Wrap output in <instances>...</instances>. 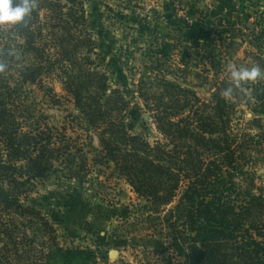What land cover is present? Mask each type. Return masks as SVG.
Returning <instances> with one entry per match:
<instances>
[{
  "label": "trees",
  "instance_id": "16d2710c",
  "mask_svg": "<svg viewBox=\"0 0 264 264\" xmlns=\"http://www.w3.org/2000/svg\"><path fill=\"white\" fill-rule=\"evenodd\" d=\"M36 3L25 23L4 26L0 37V264H94L97 258L90 248L62 245L55 225L28 201L36 179L57 170L82 179L89 165L80 136L52 125L29 103V84L52 94L47 82L55 78L84 127L97 134L93 164H112L146 200L149 217L165 212L163 225L182 264H264V185L253 160L264 136L234 123L241 84L220 79L216 69L207 101L168 82L159 67L144 71L136 92L162 135L152 143L132 131L129 100L94 57L86 0ZM13 36L20 43H11ZM229 88L236 101L224 94Z\"/></svg>",
  "mask_w": 264,
  "mask_h": 264
},
{
  "label": "rangeland",
  "instance_id": "374dc122",
  "mask_svg": "<svg viewBox=\"0 0 264 264\" xmlns=\"http://www.w3.org/2000/svg\"><path fill=\"white\" fill-rule=\"evenodd\" d=\"M85 6L89 30L97 41L94 57L111 86L129 100L132 114L127 121L132 131L152 143L162 135L136 92L144 71L159 67L168 82L189 87L207 101L215 91L217 70L220 79L239 68L259 67L264 72V0H86ZM207 37L213 39L209 46ZM160 52L163 56L153 63ZM47 85L54 93L29 84V103L52 125L67 126L69 135L80 136L89 165L82 170V179L62 170L36 179L28 201L55 225L62 245L94 250V264H182L163 225L165 212L149 217L146 200L112 164H93L100 148L96 132L84 127L60 79H49ZM241 88L244 95L234 123L264 136V77L242 81ZM253 160L257 183L264 185V141Z\"/></svg>",
  "mask_w": 264,
  "mask_h": 264
},
{
  "label": "clouds",
  "instance_id": "9594fccd",
  "mask_svg": "<svg viewBox=\"0 0 264 264\" xmlns=\"http://www.w3.org/2000/svg\"><path fill=\"white\" fill-rule=\"evenodd\" d=\"M37 8L36 0H0V27L15 26L25 23ZM3 65H0V69ZM264 77V72L259 67L239 68L231 72V78L237 86L242 81L255 80ZM232 89L229 88L224 93L230 95Z\"/></svg>",
  "mask_w": 264,
  "mask_h": 264
},
{
  "label": "water",
  "instance_id": "95a60500",
  "mask_svg": "<svg viewBox=\"0 0 264 264\" xmlns=\"http://www.w3.org/2000/svg\"><path fill=\"white\" fill-rule=\"evenodd\" d=\"M115 252H116L115 250H112V251L110 252V255H114Z\"/></svg>",
  "mask_w": 264,
  "mask_h": 264
}]
</instances>
